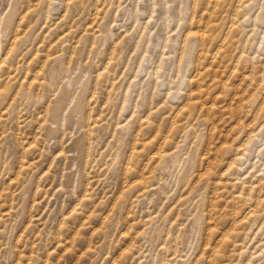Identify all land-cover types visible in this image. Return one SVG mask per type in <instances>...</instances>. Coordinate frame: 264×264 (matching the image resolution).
Here are the masks:
<instances>
[{
    "label": "rangeland",
    "instance_id": "obj_1",
    "mask_svg": "<svg viewBox=\"0 0 264 264\" xmlns=\"http://www.w3.org/2000/svg\"><path fill=\"white\" fill-rule=\"evenodd\" d=\"M0 264H264V0H0Z\"/></svg>",
    "mask_w": 264,
    "mask_h": 264
},
{
    "label": "bare ground",
    "instance_id": "obj_2",
    "mask_svg": "<svg viewBox=\"0 0 264 264\" xmlns=\"http://www.w3.org/2000/svg\"><path fill=\"white\" fill-rule=\"evenodd\" d=\"M236 7V6H235ZM235 11H236V9H235ZM230 26V25H229ZM229 29V28H228ZM199 31V30H198ZM214 55V54H213ZM214 57V56H213ZM236 151V150H235ZM250 211V210H249ZM245 217V216H244Z\"/></svg>",
    "mask_w": 264,
    "mask_h": 264
}]
</instances>
